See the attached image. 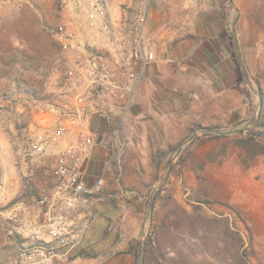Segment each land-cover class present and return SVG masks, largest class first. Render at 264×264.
<instances>
[{
	"label": "rangeland",
	"instance_id": "1",
	"mask_svg": "<svg viewBox=\"0 0 264 264\" xmlns=\"http://www.w3.org/2000/svg\"><path fill=\"white\" fill-rule=\"evenodd\" d=\"M36 1L43 20H49L54 27L62 23L69 0H65L63 6L59 5L60 0ZM22 2L25 1L0 0V17L5 16L7 28L15 32V24L11 26L10 20L14 21L15 13L23 8L27 20L18 21V28L23 27L20 31L33 39L28 23L30 7ZM75 2L77 13L86 15L87 0ZM227 4L230 27L236 20L237 44L234 38L232 41L223 35L221 29L219 34L210 35L206 46L197 42L204 52L188 59L184 56L181 70L173 59L167 61L173 70L169 82L174 85L166 88L168 97L172 98L167 102L169 110L163 113L150 110L154 107L149 105L150 100L164 96L159 93L160 89L155 88L157 94L154 95L148 92L150 88H140L137 93L140 99L142 96L155 97L146 99V104L140 103L142 99L139 102V108L145 105L149 111L136 114L131 124L121 119H116L113 125L107 124V134L103 137L106 142L112 140L116 147L115 161L109 160L107 154L105 161L109 165L103 162L99 170L93 168L91 175L94 178L102 167H108L115 192H111L105 212L95 214L92 211L95 219L78 253L60 264H131L126 248L135 238L144 239L147 234L155 237L163 255L147 258V264H264V156L248 157L235 140L236 136L215 139L205 135L210 132L199 131L214 129L215 133H220L218 127L243 126L251 115L257 116V108L264 99V0L260 9L251 12V17L256 15L255 20L260 24L257 31L244 17L240 18L236 5L238 13ZM195 8L184 7L183 19L194 14ZM209 8L212 11L214 7ZM143 9L142 0L124 4L119 9L118 23L110 28L109 42L122 54L133 50ZM213 15L219 18L217 0ZM208 17L215 33L218 30L215 20L212 14ZM183 38L188 40L185 33ZM54 40L50 77L52 73L57 75L55 66L64 62L60 44ZM233 45L240 56L242 75L235 65ZM89 50L92 58L95 53L109 58L110 50ZM73 56L76 55L67 54L68 62L74 61ZM136 72L135 77L139 74ZM113 73L118 77V70ZM17 74L13 70L11 78ZM158 77L160 75L155 76ZM245 85L251 88L254 96L248 93ZM20 95L24 96V91L16 89L13 80L0 79V141L4 142L2 132L8 131L9 135L5 136L10 138L12 145L7 153L0 150V196L1 192L5 196L0 198V264H8L25 243L7 234L8 227L15 224L8 216L13 215L20 203L26 216H32L34 199L47 192L51 182L50 162L48 166L30 165L18 154V148L27 139L20 134L24 131H17L25 124L14 109ZM43 96H47L44 91ZM8 124L10 127L6 131L4 126ZM196 129L198 131L191 138ZM97 134L93 133V137ZM259 139L264 140V136ZM138 143H143L145 148L143 145V149L138 148ZM183 153H188L187 159L184 164H178ZM5 161L8 162L6 166ZM159 184L164 190L150 211ZM196 204L200 207H194Z\"/></svg>",
	"mask_w": 264,
	"mask_h": 264
},
{
	"label": "built area",
	"instance_id": "2",
	"mask_svg": "<svg viewBox=\"0 0 264 264\" xmlns=\"http://www.w3.org/2000/svg\"><path fill=\"white\" fill-rule=\"evenodd\" d=\"M64 3L65 0H60L59 5ZM84 13L99 22L109 34L106 13L99 0H87ZM144 14L143 9L138 31ZM53 35L64 58L63 64L55 66L58 80L47 96L32 98L30 103L39 111L56 112L62 122L54 128L44 129L39 136H27L25 144L17 150L27 164L48 166L50 162L51 182L48 191L34 199L32 216H26L22 203L18 204L13 215L8 216L15 224L8 227L7 234L25 242L8 264H53L57 259L74 256L81 249L95 219L91 203L105 183L104 171L92 181L84 175L83 164L94 144L92 130L82 123L85 108H90L88 112L101 113L91 101L105 94L121 101L119 112L123 113L130 103L134 66L140 61L155 60L154 52L146 49L141 41L139 47L128 54H122L114 45L109 58L95 53L93 58L79 59L78 49L73 45L75 34L66 24H58ZM69 53L76 55L72 62H68ZM114 70L119 71L118 77L114 76ZM72 100L84 107L77 111L68 108L67 102ZM75 118L82 122L72 133L63 121H74ZM0 198H5L3 192ZM82 213L85 214L84 220L77 221V216Z\"/></svg>",
	"mask_w": 264,
	"mask_h": 264
},
{
	"label": "crops",
	"instance_id": "3",
	"mask_svg": "<svg viewBox=\"0 0 264 264\" xmlns=\"http://www.w3.org/2000/svg\"><path fill=\"white\" fill-rule=\"evenodd\" d=\"M99 1L101 2L106 13V20L109 24L110 29L114 28V25L119 21L121 13L119 9L124 4L131 3L132 0ZM232 1L240 11V18L241 16L244 17L246 19L245 22L247 24L253 25V29L255 31L260 30V24L255 20L256 15L254 16V18L251 16L252 13H255L262 7L263 0ZM68 2L69 3L67 5V8L65 9V11H63L64 19L62 20V23L66 24L68 29L75 33V41L73 45L78 49V58H89L91 54H89L88 48L94 49L96 52L98 50L106 51V49L111 51L113 48V46L111 45L112 43L109 42V36L111 37V34L108 35V33H106L101 28L99 22L92 20L87 15L78 14L76 9L77 4L75 0H69ZM142 5L144 6L145 10L144 19L142 22L141 30L136 34L137 37L134 42L133 49L139 47L141 41L142 45L146 49L152 50L154 52L155 60L146 63L144 61H140V63L134 66V77L132 79L133 90L129 99V106H127L126 110L123 113L119 112L121 101L115 100L103 94L100 98H96L91 101V103L97 105L98 108L101 109V113H92L91 111L88 112L87 109L90 108L86 107V115L83 122L81 120L79 121L77 118H75L74 121L68 119L63 121L71 128L72 133H74L77 125L82 122L84 123V125H86V127L90 128V130L92 129V132L94 134H97L99 132V134L102 135L100 141H96V138H94V144L92 145L91 151L83 164L84 175L88 181L93 180V176L91 175L93 173V168L94 170H99L103 162L104 164L109 165L108 161H105L109 152L106 147L107 142L105 140V137H103V134H107V124L110 123L113 125L116 119L118 121L119 119H121L125 123L131 124L132 120L135 119L136 114L141 112L146 113L147 111H149L146 110L145 105L144 108H139V102L142 99V102L140 103L146 104V101L148 99L150 100L151 98L155 97L150 98L149 96H142V98L140 99V96L137 94L140 88L148 87L150 88L148 92H151L154 95L157 94V91L154 90L155 88H157L160 89L159 93L164 96L161 99L158 98L157 100L151 99L149 105L153 104L154 107H150V110L154 109L158 111V113L159 111L163 113L165 110H169L167 102L172 98L168 97L166 88L168 86L174 85L173 83L169 82V75L173 72V70L170 69L169 65H167V61H171L173 59L176 64L180 65L181 70L184 65V63L181 62L184 56H186V58L188 59V57H190L191 55L199 56L202 55V52H204L201 46L199 47V45L196 44L197 42H202L203 46H206L210 35L220 33V19L216 16L214 18L213 15L216 10V0H201L200 3L197 0H142ZM194 6L196 7L194 9V14L188 15L186 17V20H184L182 15L184 7L190 8ZM209 7H214L215 9L213 8V10L211 11ZM209 14L210 16L212 14L215 20L214 26L216 25L215 28L218 29L215 30V33H213V24L209 21ZM46 22L50 23L49 20H46ZM183 33L187 35L188 40H185L183 38ZM53 38H55L54 35ZM71 59L75 60V56L71 57ZM136 71H139L137 77H135V74H137ZM143 73L144 75L146 74L145 78L143 76ZM52 74L53 75L49 77L50 81L46 82L47 84H45L46 88L44 92L47 93V95L50 91L54 90L56 80H58V76L54 73ZM157 75H160V77L155 78V76ZM67 105L68 108L76 111L84 107L73 100L67 102ZM14 109L16 110V115L18 116V118H20V120H23L25 123L24 125H22L23 127L19 128L17 131H24L20 134L26 135V138L30 135L39 136L44 129L54 128L57 124L62 122L61 118L54 111H39L35 109L31 105L30 99H28L26 96L20 95L18 97ZM144 116H147L146 118H150L148 117V115L144 114ZM16 121L17 123H19L18 120ZM148 125L150 126V124ZM8 127H10L9 124L8 126L6 125V127L4 126L6 131ZM93 129L97 130L98 132L96 133V131H93ZM154 129L157 128L154 127ZM2 134H4V142L3 140L0 141V150L4 153H7L11 150L12 145L10 144V138H7L5 136L9 135L8 131L6 133L2 132ZM142 145L144 146L143 143H138L137 147L143 149ZM4 163L5 166L8 165V162L5 161ZM105 168V166L102 167V170L100 172H105L104 186L99 196H95L93 198L90 207L91 211H94L95 214H97L98 212H105V210L109 208V198L113 194L111 192H115L114 184H112L114 182L111 180V174L108 170V167L106 169ZM86 212L87 210L85 211V213ZM107 213L109 215L110 212L108 211ZM84 216V213L79 214L77 216V221L84 220ZM65 260L66 259H57L53 264H60Z\"/></svg>",
	"mask_w": 264,
	"mask_h": 264
},
{
	"label": "trees",
	"instance_id": "4",
	"mask_svg": "<svg viewBox=\"0 0 264 264\" xmlns=\"http://www.w3.org/2000/svg\"><path fill=\"white\" fill-rule=\"evenodd\" d=\"M24 6L30 7V20H29V32L32 34L30 39L22 33V28H18V21H26L24 9L20 8L14 16V21L10 20V24H15V32H12L10 28H7V19L5 16L0 17V79L1 80H13L15 88L19 91H24V96L28 99L38 98L42 96L44 86L47 80H49L50 72L52 68V57L55 53L53 38L56 27L54 24L47 23L39 15L40 8L36 6V0H23ZM31 1L30 4H27ZM228 0H217V10L221 23V33L228 36L233 41L231 33L230 22L228 21L227 13ZM26 27V26H25ZM24 27V28H25ZM234 46V45H233ZM89 50V48H88ZM90 51V50H89ZM243 57V56H242ZM234 61L236 68L242 75L240 59L238 57L236 47L234 46ZM18 72L17 77H12V71ZM248 93H252L251 88L245 85ZM254 110V106L252 108ZM257 116L248 119V122L243 123V126L236 128L237 126L218 127L221 132H210L205 135L215 139H221L228 136H236L235 140L242 147L244 153L252 158L257 155L264 156V140H260V136H264V99L260 102L257 108ZM242 123V122H240ZM235 127V128H233ZM247 128L246 131H243ZM226 129V130H224ZM224 130V131H222ZM230 133V134H227ZM102 135H97L96 141H100ZM111 140V139H110ZM111 142H107L108 159L115 161L116 147ZM112 144V146H111ZM176 148H172L173 154ZM188 153H183L179 156V163L184 164L187 159ZM164 187L161 186L156 190L153 195L150 211H152L159 199H161V193ZM201 202V200H196ZM205 202V201H204ZM147 202H145L146 204ZM194 207H200L194 206ZM125 253L129 254L132 259L131 264H147V258L151 259V256L160 254L161 249L157 244L155 237L151 234H147L144 239L139 237L135 238L133 242H130L125 250ZM157 257V256H156ZM245 264H248L247 262Z\"/></svg>",
	"mask_w": 264,
	"mask_h": 264
},
{
	"label": "water",
	"instance_id": "5",
	"mask_svg": "<svg viewBox=\"0 0 264 264\" xmlns=\"http://www.w3.org/2000/svg\"><path fill=\"white\" fill-rule=\"evenodd\" d=\"M228 2H229V4L233 7V9L238 13V10H237V8L235 7V5H234V3H233V1L232 0H228ZM235 23H236V20H234L233 22H232V27H231V30H232V35H233V38H234V40H235V42H236V44H237V40H236V32H235ZM240 57V56H239ZM244 73H245V76H246V78H248V75H247V73H246V71L244 70ZM258 94V93H257ZM258 97H259V94H258ZM198 130L196 129L195 131H194V133L192 134V136H191V138L196 134V132H197ZM200 132H217V130H214V129H206V130H204V129H201V130H199ZM162 182H160V184H161ZM160 184L158 185V188L160 187ZM158 188H156V189H158ZM150 205V202H149V204H148V206Z\"/></svg>",
	"mask_w": 264,
	"mask_h": 264
}]
</instances>
